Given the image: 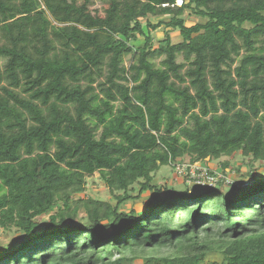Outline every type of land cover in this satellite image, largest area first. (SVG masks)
I'll return each mask as SVG.
<instances>
[{"label": "trees", "instance_id": "trees-1", "mask_svg": "<svg viewBox=\"0 0 264 264\" xmlns=\"http://www.w3.org/2000/svg\"><path fill=\"white\" fill-rule=\"evenodd\" d=\"M177 1L0 0V229L19 235L0 264H264V178L152 184L185 158L264 164V0ZM94 173L115 205L79 197Z\"/></svg>", "mask_w": 264, "mask_h": 264}, {"label": "rangeland", "instance_id": "rangeland-1", "mask_svg": "<svg viewBox=\"0 0 264 264\" xmlns=\"http://www.w3.org/2000/svg\"><path fill=\"white\" fill-rule=\"evenodd\" d=\"M78 4H86V7L89 12L93 15H98L103 17L105 15V10L108 9L109 4L107 0H76ZM182 3V2H181ZM177 6H180V2H176ZM185 22L187 24H193L195 22L201 21L199 18L191 16L188 12H186L183 16ZM167 20V19H166ZM157 19H151L152 24H156ZM144 22V21H142ZM162 28V27H161ZM157 29L156 31H151L150 34L153 37L154 46L157 47L162 39L163 32L162 29ZM172 43L181 42V37L178 32L170 33ZM143 43L142 39H139L137 43L134 45H140ZM160 58L154 59V64L156 67H160ZM178 62H182V57L178 56ZM4 63V60H0V65ZM125 66H128L130 63V59L127 56L124 62ZM101 79H99L100 81ZM98 81V82H99ZM81 84H85L82 82ZM93 88L95 92H98L97 83H94ZM118 104V103H116ZM243 114H246L245 110L239 109ZM258 117L247 114V122L257 123ZM184 164H188V158L183 160ZM223 164H227V167L224 168ZM206 168L210 170V172L216 173V175H221L225 179L223 183H221L220 188L222 191L227 192L229 190L228 183L234 184L236 187L245 186L249 184L254 179L264 178V164L261 161L252 162L250 158L243 157L240 153H236L231 157L222 156L221 158L207 162V164H203ZM152 184L160 187V188H170L176 191H183L185 189H190L193 185L191 179L184 175H179L175 168L171 166H162L159 171L155 173ZM137 188V187H136ZM194 190H201L199 187H192ZM136 195V192L134 193ZM153 193H144L139 200L129 201L125 205H122L120 210L129 212L130 209H134L136 212H141L145 202L151 199ZM79 197H89L95 200H103L110 201L113 205H115V201L113 200L111 194L104 186V183L100 179L97 173H94L92 176L86 178V191L83 195ZM80 217L84 216L83 213H80ZM49 215H45L37 219L38 224L41 226L47 224ZM82 223L81 220L78 221ZM19 238L18 234H15L12 230L4 231L0 229V252L10 247H14L17 243L16 240ZM221 256L217 253H209L205 261L213 262L220 261ZM134 264H140V262H135Z\"/></svg>", "mask_w": 264, "mask_h": 264}, {"label": "built area", "instance_id": "built-area-1", "mask_svg": "<svg viewBox=\"0 0 264 264\" xmlns=\"http://www.w3.org/2000/svg\"><path fill=\"white\" fill-rule=\"evenodd\" d=\"M178 2L181 6V0H178ZM175 170L179 175L189 177L193 184L199 186H215L218 180L223 178L221 175H216V173L211 175L210 170L200 162L193 164L179 163L175 165Z\"/></svg>", "mask_w": 264, "mask_h": 264}]
</instances>
